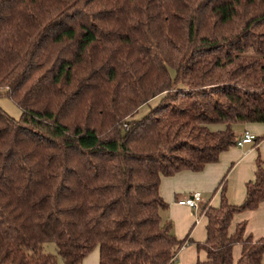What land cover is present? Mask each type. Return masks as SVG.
I'll use <instances>...</instances> for the list:
<instances>
[{
  "label": "trees",
  "instance_id": "obj_1",
  "mask_svg": "<svg viewBox=\"0 0 264 264\" xmlns=\"http://www.w3.org/2000/svg\"><path fill=\"white\" fill-rule=\"evenodd\" d=\"M0 92L22 111L0 105V264H59L46 243L64 264H177L187 245L264 264V237L229 232L264 202V160L241 205L221 180L202 243L160 193L264 124V0H0Z\"/></svg>",
  "mask_w": 264,
  "mask_h": 264
},
{
  "label": "crops",
  "instance_id": "obj_2",
  "mask_svg": "<svg viewBox=\"0 0 264 264\" xmlns=\"http://www.w3.org/2000/svg\"><path fill=\"white\" fill-rule=\"evenodd\" d=\"M215 130L223 129V126L214 127ZM235 132L240 139L246 132L256 136L254 144L243 147H233L220 156V161L208 165L199 173L183 171L172 177H163L160 193L169 207L161 212L164 224L173 226V233L178 239L189 236L194 242H205L207 238L208 219L205 215V207H219L221 192L216 189L221 180L227 175L228 198L234 205H241L246 199V185L255 179L257 159L264 160V124H237ZM199 192L208 197L200 209L193 210L179 206L178 201ZM246 223V235L254 240L264 237V202L255 211H247L236 214L229 228L230 234H234L238 224ZM242 254V246L234 247V263L237 264ZM177 264H197L198 260H205L206 253L199 251L196 245H187L179 252ZM99 250H94L83 264H99ZM264 261V256H263Z\"/></svg>",
  "mask_w": 264,
  "mask_h": 264
},
{
  "label": "rangeland",
  "instance_id": "obj_3",
  "mask_svg": "<svg viewBox=\"0 0 264 264\" xmlns=\"http://www.w3.org/2000/svg\"><path fill=\"white\" fill-rule=\"evenodd\" d=\"M171 72H172V75H173V71H171ZM0 105H1V107H3V109L10 116H12V117H14L16 119H20V117L22 115L21 109L15 103H13L8 97H6L5 95H0ZM202 197L204 199L205 197H208V195L202 194ZM42 253L43 254L55 255V256L58 257L59 264H64L63 259L61 258V256H59L58 248H57L56 244H54V243H46V244H44L42 246Z\"/></svg>",
  "mask_w": 264,
  "mask_h": 264
},
{
  "label": "built area",
  "instance_id": "obj_4",
  "mask_svg": "<svg viewBox=\"0 0 264 264\" xmlns=\"http://www.w3.org/2000/svg\"><path fill=\"white\" fill-rule=\"evenodd\" d=\"M256 142V136L251 132H246L240 139L237 141V147H243L245 145L254 144ZM179 206H184L193 210L200 209V206L204 203L202 194L199 192L193 193L191 196L179 200Z\"/></svg>",
  "mask_w": 264,
  "mask_h": 264
}]
</instances>
